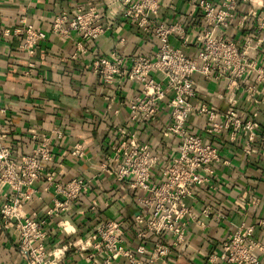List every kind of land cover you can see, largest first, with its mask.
<instances>
[{
	"label": "crops",
	"instance_id": "1",
	"mask_svg": "<svg viewBox=\"0 0 264 264\" xmlns=\"http://www.w3.org/2000/svg\"><path fill=\"white\" fill-rule=\"evenodd\" d=\"M124 1L0 0V134L12 143L13 157L20 160L36 147L35 135L51 134L54 128L63 132L60 138L52 136L53 161L29 191L31 195L22 212L44 218L54 205L56 190L47 181L48 171L53 172L55 182L63 184L82 177L87 180L88 191L73 205L68 232L60 226L63 216L50 219L46 226L51 236L47 249L52 254L50 261L53 264H102L103 254L93 260L89 255L91 250L82 251L78 242L89 236L99 223L117 219L125 222V244L135 251L140 264H214L210 262V255L220 251L229 234L241 226L257 225L258 220L264 219V95L257 96V103L248 102L246 91L227 92L223 82L194 74L195 102H206L225 111L235 101L247 116L259 123V130L249 144L243 138L232 142L228 135L211 139L205 134V118L200 115L190 118V129L209 142L217 143L223 160L228 163L214 164L212 184L195 189L194 197L188 200L204 226L197 220L191 221L184 243L173 248L168 256L150 263L156 244L167 242L170 237L150 235L144 240L137 237L134 217L140 209L137 198L143 192L117 181L111 172L101 169V163L116 140L115 125L133 128L140 142L149 144L157 155L166 149L167 159L176 152L178 140L162 135L170 115L165 103L161 104L157 123H134L129 99L141 93L142 85L125 75L110 83L103 82L92 68L94 61L115 51L125 56L152 55L158 48L153 36L144 34L136 24L122 16ZM198 1L161 0L159 18L185 25L191 40L208 28L197 7ZM211 1L216 5L222 3V0ZM79 8H95L100 14L105 32L99 39H84L78 34L64 38L53 33L52 22L56 16L64 12L73 16ZM251 8L250 3L240 2L237 16L247 17L244 25L235 22L221 29V35L240 43L248 36L256 40L259 36L254 32ZM22 20L44 33V39L33 55L20 48L22 37L2 33L5 29L18 27ZM173 44L196 57L198 49L193 39L185 46L177 39ZM252 55L264 68V43L258 45ZM241 83L244 88L245 82ZM77 142L85 146L84 158L73 157L67 150ZM164 159L153 171L155 180L162 178V169L167 162ZM6 193V189L0 188V204ZM93 201L99 204L96 212H78L88 208ZM206 206L213 212L203 218L200 214ZM255 238L264 246V226L256 227ZM13 240L11 228L0 229V264H29ZM140 245L144 246V253L136 252ZM260 259L264 264V252ZM114 264L135 263L120 257Z\"/></svg>",
	"mask_w": 264,
	"mask_h": 264
},
{
	"label": "built area",
	"instance_id": "2",
	"mask_svg": "<svg viewBox=\"0 0 264 264\" xmlns=\"http://www.w3.org/2000/svg\"><path fill=\"white\" fill-rule=\"evenodd\" d=\"M161 0H126L122 5V16L130 20L146 35L153 36L158 48L152 55L131 54L125 56L112 52L93 62L92 68L103 82L110 83L116 77L125 75L128 79L142 85L140 94L129 99L131 120L134 123L154 122L160 117L161 104L170 109L168 123L162 128L166 139L178 140L176 152L168 159L166 149L161 155L153 152L150 145L139 140L137 131L130 126L115 125L116 140L111 143L101 169L111 172L117 181L132 189L140 190L143 195L137 198L139 212L134 217L137 237L141 240L150 235L167 236L170 240L157 243L149 262L154 263L168 256L173 248L185 241L191 221L204 222L189 205L194 190L211 185L215 172L213 165L227 164L220 148L214 141H208L194 133L189 127L193 115L205 118V134L215 139L228 135L232 142L243 138L247 144L254 141L259 123L247 116L244 109L232 101L225 111L217 110L206 102H195L197 89L194 74L205 79L223 82L227 92L244 90L248 102H258L257 96L264 95V68L252 55L258 45L264 43V1L263 0H222L219 5L211 0H199L197 7L208 27L192 39L198 52L196 57L188 55L182 47L175 46L177 39L183 46L192 42L185 25L159 18ZM240 2L250 3V15L255 20L252 36L240 43L221 35L220 30L238 22L243 26L246 16H237ZM53 33L64 38L78 34L84 39H99L105 32L100 23V14L95 8H79L73 16L64 12L52 22ZM2 33L6 36L22 37L20 48L33 55L44 39V33L29 22ZM160 77H156V76ZM245 82V87L243 84ZM63 132L54 128L51 134L34 136L37 145L20 160L13 157V145L0 134V188L7 190L0 204V229H12L14 244L26 257L29 264H53L51 252L47 249L50 233L46 226L53 218L62 217L60 226L68 232L73 205L88 191L87 180L82 177L67 183L55 182L53 172H47V181L55 186L54 205L47 210L44 218L27 216L22 207L30 198V190L37 180L47 171L53 161L52 136L60 138ZM76 158H84L85 146L75 143L67 149ZM165 158V159H164ZM166 160L162 178L155 180L153 171L161 160ZM108 204L107 202L105 203ZM99 204L93 201L88 208H81L80 214L96 212ZM213 210L206 206L200 216L208 218ZM65 218V219H64ZM68 218V219H67ZM257 226H264V219L257 225L241 226L229 234L222 242L219 252L210 255V262L222 264H262L260 254L264 246L255 238ZM125 222L121 219L99 223L93 232L78 242L82 251H90L95 260L103 254L102 264H114L125 257L130 262L140 264L133 249L125 244ZM140 245L136 252L144 253Z\"/></svg>",
	"mask_w": 264,
	"mask_h": 264
}]
</instances>
